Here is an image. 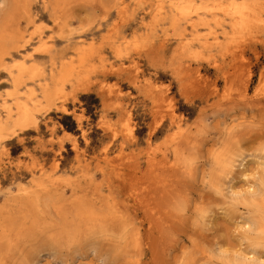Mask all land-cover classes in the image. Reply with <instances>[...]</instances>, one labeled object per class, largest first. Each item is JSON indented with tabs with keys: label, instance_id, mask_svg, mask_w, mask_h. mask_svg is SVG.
I'll list each match as a JSON object with an SVG mask.
<instances>
[{
	"label": "rangeland",
	"instance_id": "374dc122",
	"mask_svg": "<svg viewBox=\"0 0 264 264\" xmlns=\"http://www.w3.org/2000/svg\"><path fill=\"white\" fill-rule=\"evenodd\" d=\"M175 1L0 0V264H264V0L181 41L149 28Z\"/></svg>",
	"mask_w": 264,
	"mask_h": 264
},
{
	"label": "bare ground",
	"instance_id": "6f19581e",
	"mask_svg": "<svg viewBox=\"0 0 264 264\" xmlns=\"http://www.w3.org/2000/svg\"><path fill=\"white\" fill-rule=\"evenodd\" d=\"M262 10V8L258 7L257 3L247 0H176L167 7L164 5L158 8V10L154 14V18H152L154 20H152V22H150L149 24V28L151 25L156 27L160 26L161 23L169 24V26H171L173 30H175L176 36L181 41L182 37L185 35V32L188 31V28L185 26V24L189 23L191 30L193 31H198L199 27L208 28L210 32L215 29H222L224 36H226V39L229 38V40H233L236 37L241 36L244 31L252 29L254 25H259L261 23L262 19H257L258 16L256 17V15L262 12ZM114 41L117 42V40H113V44ZM136 44H138L136 46H139L140 42L137 41ZM188 45L189 44L183 45L182 49L185 48L184 50H186V46ZM81 47L82 46L80 44L75 49V54H77L80 60V67L84 64L85 60H87V54ZM116 47L117 49L115 53L117 55L121 54L123 52L122 50L124 49L120 45H117ZM167 49L168 47L165 46V44L161 43L155 49L152 47L151 49H148V51L146 50V58L150 59L153 58L156 54H163V52H165ZM60 62L61 69L59 71V74L63 75V77L61 78L71 76L73 74V71H75L76 69L72 65V61L68 62L66 59H64V57H62V60ZM13 69L16 72H11V77L15 85H19L21 83V79L27 76L32 81L37 79L39 80V78L41 81V77H43V72L41 71L40 66L35 63L30 66L26 63H21V65H15ZM108 73H113L118 78H122L121 76L123 74L121 71L116 69H112ZM58 75L55 77L58 78ZM130 77L126 75L123 76L124 79L133 82L134 79ZM47 82V79H45L44 82H41L43 90L42 95L45 98L52 96L50 90L51 88L49 86V83ZM33 92L34 91H32V94H34ZM162 99H164L163 96ZM18 101L19 100H17V122L19 124H25L31 119L32 113L29 109L28 104ZM5 108H7L8 110L10 107L8 108L7 106ZM155 125L157 124L155 123ZM5 130L6 124L4 122H0V144L3 143ZM154 160L155 158H153V161ZM153 163H155V161ZM232 163V159H228L224 160L221 165L223 166V169H228L229 167H232ZM231 169L232 168H230V172L232 171Z\"/></svg>",
	"mask_w": 264,
	"mask_h": 264
}]
</instances>
